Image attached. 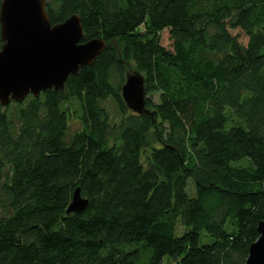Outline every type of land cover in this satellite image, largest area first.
Wrapping results in <instances>:
<instances>
[{
	"label": "trees",
	"instance_id": "obj_1",
	"mask_svg": "<svg viewBox=\"0 0 264 264\" xmlns=\"http://www.w3.org/2000/svg\"><path fill=\"white\" fill-rule=\"evenodd\" d=\"M46 10L106 45L62 89L0 104V264H244L264 218V0ZM134 69L142 113L120 91Z\"/></svg>",
	"mask_w": 264,
	"mask_h": 264
},
{
	"label": "water",
	"instance_id": "obj_2",
	"mask_svg": "<svg viewBox=\"0 0 264 264\" xmlns=\"http://www.w3.org/2000/svg\"><path fill=\"white\" fill-rule=\"evenodd\" d=\"M82 37L77 14L51 24L46 0H1L0 104L23 101L29 94L38 97L46 89H62L68 76L92 64L106 45L101 38L82 41ZM120 90L130 110L142 113L146 109L142 73L127 72ZM86 204L77 187L66 213L80 212ZM257 231L244 264H264V218L258 221Z\"/></svg>",
	"mask_w": 264,
	"mask_h": 264
},
{
	"label": "rangeland",
	"instance_id": "obj_3",
	"mask_svg": "<svg viewBox=\"0 0 264 264\" xmlns=\"http://www.w3.org/2000/svg\"><path fill=\"white\" fill-rule=\"evenodd\" d=\"M0 2H1V0H0ZM165 42L167 43V40L166 39H164V43ZM116 44L118 45V47H120V45H121L120 42H116ZM129 66L134 68V65L132 63L129 64ZM131 71H128V72H131ZM146 96H149V94H146ZM152 99L156 101L157 100V94H152ZM104 106H105L107 112L109 113V115L111 116V118L112 119H115L116 116H117V114H118V106H117L116 102L112 98H108L104 102ZM69 125H70V129L73 130V129H75L78 126V123L75 120H71V121H69Z\"/></svg>",
	"mask_w": 264,
	"mask_h": 264
}]
</instances>
